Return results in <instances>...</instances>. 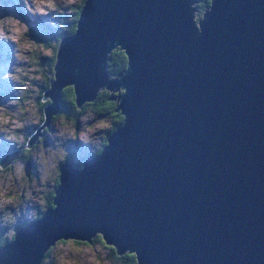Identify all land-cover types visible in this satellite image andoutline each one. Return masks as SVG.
Returning <instances> with one entry per match:
<instances>
[{
    "label": "water",
    "instance_id": "1",
    "mask_svg": "<svg viewBox=\"0 0 264 264\" xmlns=\"http://www.w3.org/2000/svg\"><path fill=\"white\" fill-rule=\"evenodd\" d=\"M195 2L83 0L27 145L67 84L77 109L110 91L121 120L99 154L64 163L52 206L17 226L0 264L96 234L136 264H264V0H213L202 22ZM115 48L126 67L109 76Z\"/></svg>",
    "mask_w": 264,
    "mask_h": 264
},
{
    "label": "rangeland",
    "instance_id": "2",
    "mask_svg": "<svg viewBox=\"0 0 264 264\" xmlns=\"http://www.w3.org/2000/svg\"><path fill=\"white\" fill-rule=\"evenodd\" d=\"M79 1L80 0H74L73 3L68 4L67 6L61 4L55 12H49L47 16H41L26 12L23 5L19 4L18 0H0V19L12 17L25 25L28 29L26 33L20 35L18 44L9 40L0 39V80L8 78L7 82L3 85L6 88H8L7 85H10L8 91L6 89L0 91V107L5 108V114H12L17 111L24 112L26 100H21V98L22 96L24 97L27 92L25 89H21L20 85H16V81L20 78L23 71L28 70L29 64L31 63V52L35 49L40 51L41 55H46L49 52L36 47L35 45H37V43L34 41L35 39L32 38V35L39 34L40 36L37 37L45 38L43 42H46L47 40L54 41V36L60 35L62 32L61 29L64 28V23L60 20L69 17L73 13V8L79 5ZM197 15L198 13L195 15V18ZM59 24L63 27L61 25L59 26ZM58 31L60 32L58 33ZM66 35L70 36L68 33ZM17 69L20 71H17ZM45 69L46 68H44L43 71H45ZM40 76L42 79L41 71ZM9 79L13 80V87L11 86L12 81L9 82ZM34 89L37 90L35 94H39L38 89ZM10 101H17V103L10 104ZM20 102L23 107L20 105ZM85 117L87 119H82L77 125L69 123L62 117L58 118V120L54 119L49 124V129L47 130L48 140L46 143L37 145L30 152L28 167V158L14 164V166L23 165V170L27 167V172L22 171V175H19L18 179L15 178L17 174L14 172V166L12 174H10L9 171H4V173L1 172L3 174V178L1 179H6L9 175L14 176L12 184L15 189V194L12 192L9 193V197L13 198V203L6 205L4 211L0 212V217H4L5 220V227L0 228L1 235H5L10 228L9 226L11 223H13V230L16 231V228L20 225L21 221L25 222L34 218L37 214V209L41 208L43 203L41 196L53 187V180L56 177L57 167L60 164V161L65 158L72 161L75 156L73 142L78 141L83 143L84 138L89 136L93 129L96 128L95 126L101 124V121H99L97 117L94 118L89 116V114H85ZM22 119H26V117H22ZM3 127L7 128L8 126L5 125ZM25 127L31 129L32 124L26 123ZM25 127L22 128V132L16 130V139H10L9 134L6 131H0V136L3 138L2 143L7 146V151L0 155V159L9 153H14L16 156L15 159L18 158V144H22L24 141V139L20 140L19 137H24L23 133H26ZM36 128L37 126L33 128V133L36 131ZM61 130L63 131V135H57ZM113 130L114 129L108 130V134ZM42 133L43 131L41 134ZM77 133V137L72 139ZM57 146L61 147L64 152L68 153V155L56 164L55 169H52L51 167H48L37 154L43 153L44 157H49L48 150L51 149L52 151H55ZM13 160L14 158L10 160L5 167H8L13 163ZM82 162L80 164H82ZM51 163L52 161L49 159L47 164ZM77 166H79V168L81 167V165ZM26 193L29 194L30 198H26ZM31 213H34V215H31ZM10 216L12 218L11 221ZM69 241L70 239L56 242L51 249V263L44 261L42 264H105V261H107L108 264H121L115 260V256L110 249L100 246L97 242L85 245ZM8 242L9 241L7 240L2 243L0 248Z\"/></svg>",
    "mask_w": 264,
    "mask_h": 264
},
{
    "label": "trees",
    "instance_id": "3",
    "mask_svg": "<svg viewBox=\"0 0 264 264\" xmlns=\"http://www.w3.org/2000/svg\"><path fill=\"white\" fill-rule=\"evenodd\" d=\"M209 1L210 0H196L194 6L196 7L198 14L201 13V11H203V9L209 3ZM79 2H80L79 5L73 8L72 10L73 13L69 17H67L64 20L62 19L60 20L61 22L64 23L63 24L64 28L61 29L62 32L60 35L54 36L55 37L54 41L47 40L46 42H43L45 38L37 37V36H40L39 34L32 35V38H34L35 39L34 41L37 43V45H35L36 47H39L41 50L49 51L48 54L41 55L40 51H38L37 49L33 50L31 52L32 53L31 61H30L31 63L29 64V67H28V69H32V71L28 73V75L24 74L27 71H23L20 78L17 79L16 81L17 82L16 85H20L21 89H25L24 87L25 81H28L29 80L28 77H31L30 83L32 85V88L38 89L39 94H35L34 98L36 101V107L38 109L39 123L32 124L33 128L41 125L43 121V118H44L43 107L49 101V99L46 98L44 101H41L40 99L43 95L44 90H46L49 87V83L54 79L53 67H54L55 58H56L57 46H58L61 36L66 35L67 33L73 34V32L75 31V27H76L75 22H76V19L78 18V13L82 6L83 0H80ZM60 25L61 24H59V26ZM59 32L60 31H58V33ZM125 67H126V57L123 51H120L118 49L112 50L109 53L108 59L106 62L107 73L109 75H115L119 71L123 70ZM44 68H46L45 71H43ZM40 71L42 72V79L40 76ZM32 88L25 90L27 94L24 95V97L22 96L21 100H28L29 98H32L33 96ZM28 91H29V94H28ZM59 95H60L61 110L55 115H53L50 121H53L54 119L58 120V118L62 117L64 120L68 121L69 123L76 125L79 119H81L82 117H85V114H91V116L94 118L95 117L101 118L103 116L107 117L108 118V122H107L108 130H112L121 120V115L118 112H114L113 110L115 103L113 101L107 100V97L109 94L104 90H99L96 95V98L93 101L83 104L82 107L78 109L75 106V101H74L75 94H74L72 85L67 84L63 86L59 92ZM20 105H21V102H20ZM24 117H26V114ZM103 123L105 122L101 121V124ZM17 130L22 132V129H17ZM44 130H46V128H44ZM75 136L76 134L74 135V137ZM0 137H1L0 139V155H1L7 151V146L2 143L3 141L2 136ZM39 139L40 137L37 138V140ZM24 143H25V138L22 144H18L21 148V150L18 151L19 153L18 158H21L22 161H24L25 157L29 159L30 157L29 154L31 152V149L25 146ZM100 151H101V148H99L93 156H96L97 154H99ZM17 159H14L13 163H11L8 167H5V168L0 167V179L3 178V174L1 172L4 173V171H9L10 174H12L14 164L19 162ZM57 183H58V177H57L56 182H54L53 188H50V191L43 193V195L41 196L42 201H43L42 206H41L42 211H44L47 207L52 206L51 200H52L54 189L56 188ZM39 215L40 213L36 214L33 219L39 217ZM11 220L12 218L10 216V221ZM20 225H23L22 221L20 222ZM7 240L8 239L6 235L0 234V245H2V243L6 242ZM60 241H64V240H60ZM71 241L73 243H79V244H85V245H89L90 243L97 242V244H99L100 246H103L106 249H110L111 252H113L115 256L114 258L117 262L121 264H136V256L134 252H123L119 255L116 254L114 245L105 243V240H103L100 234H96L94 237H92L90 239V242H80V241H75V240H70L69 242ZM52 248L53 246H51L44 252L39 264H42L44 261L46 262L51 261L50 256H51Z\"/></svg>",
    "mask_w": 264,
    "mask_h": 264
},
{
    "label": "clouds",
    "instance_id": "4",
    "mask_svg": "<svg viewBox=\"0 0 264 264\" xmlns=\"http://www.w3.org/2000/svg\"><path fill=\"white\" fill-rule=\"evenodd\" d=\"M18 2H19V4H22L24 7V10L30 14L47 16L49 14V12H55L59 5L64 4L65 6H67L68 4L73 3L74 0H18ZM212 5H213V0L210 4H207L205 6L204 16H203V19L201 20V22L204 20L206 12L210 13L212 11ZM201 22H200L199 30L197 31V38H199V35L201 34ZM27 31H28V29L25 25L21 24L18 20L14 19L12 17H6L4 19H0V39L9 40V41H12L13 43L18 44L19 39H20V35L23 33H26ZM32 33H33V31H32ZM115 49H118V48H115ZM107 59H108V56H107ZM17 71H20V70L17 69ZM31 71H32V69H28L27 72H25L24 74L28 75V73H30ZM105 71H106V69H105ZM106 73H107V71H106ZM115 75H109V76H115ZM7 80H8V78H3L0 80V83H1L0 91H3L2 89H6L7 91L9 90L10 85H7L8 88H6L3 85L4 83L7 82ZM30 80H31V77H29L28 81H25V85H24L25 90L32 88ZM11 81H12L11 86L13 87L14 86L13 80L9 79V82H11ZM100 90H104L110 95V91H108L106 89H100ZM36 91H37L36 89L32 88L33 96H32V98H29L28 100L25 101L24 112L17 111V112L12 113V114H5V108L0 107V131H6L9 134L10 139H16V130L24 128L26 123H29V124H38L39 123L38 109L36 107V101L34 98ZM108 101H110V100H108ZM9 103L10 104H16L17 101H10ZM60 110H61V108H60ZM25 113H26V119H22V117L25 116ZM89 116H91V114H89ZM82 119H87V118L82 117ZM5 125H7L8 127L4 128L3 126H5ZM104 126H105L104 124H99V125H96L95 127H104ZM57 135H63V131L61 130L59 133H57ZM19 139L23 140L24 137L20 136ZM83 142L86 145L92 144L94 147L99 144L98 140L89 139L88 137H85ZM104 144H103V146H104ZM48 152H49V157H44L43 153H38L37 155H39L41 157V160L43 162H45V164L48 167H51L52 169H55L56 164L60 160L64 159V157L66 155H68V153L64 152V150L59 146L56 147L55 151H52L51 149H49ZM92 157H94V156H92ZM49 159L52 161L51 164H47V161ZM22 171H23V165L14 166V172L17 174L15 176L16 179L19 178V175H22ZM13 179H14L13 175L7 176L6 179H0V212L4 211L6 205L13 203V198L9 197L10 192L15 194V189H14L13 184H12ZM25 195H26V198H30L29 194L26 193ZM13 206H15V205H13ZM31 215H34V213H31ZM32 219L33 218H31L30 220H32ZM3 227H5V220H4V217H0V228H3ZM5 235L9 241V243H11L12 240L15 238L16 233L12 228H9L8 231L5 233ZM105 264H108V262L105 261Z\"/></svg>",
    "mask_w": 264,
    "mask_h": 264
},
{
    "label": "flooded vegetation",
    "instance_id": "5",
    "mask_svg": "<svg viewBox=\"0 0 264 264\" xmlns=\"http://www.w3.org/2000/svg\"><path fill=\"white\" fill-rule=\"evenodd\" d=\"M82 120V118L81 119H79V121H81ZM98 120H101V121H104L105 123H103L105 126L104 127H96V128H94L93 129V131L89 134V136H88V138L89 139H95V140H98L99 141V144L98 145H96L95 147L92 145V144H84V142L83 143H81V142H78V141H74L73 142V145H74V152H75V156L73 157V159H72V164L76 167L77 165H79L83 160H85V159H89L90 157H92L95 153H96V151L99 149V148H101L102 146H103V144H104V142H105V140H106V137H107V134H108V124H107V122H108V118L107 117H101V118H98ZM79 121H78V123H79ZM52 122V121H51ZM77 123V124H78ZM76 124V125H77ZM33 126H32V128L31 129H29V127L27 128V127H25V130H26V133H23V135H24V138H25V143H24V145L25 146H27L28 148H30L31 149V151L37 146V145H39V144H45L46 143V141L48 140L47 139V134H48V129L49 128H46V130H43V133L42 134H40L39 135V137H40V141L39 140H35V143L32 145V146H28L27 145V142H28V137H29V135L33 132ZM77 135H78V133L76 134V136L75 137H77ZM38 137V138H39ZM75 137H72V139H74ZM36 144V145H35ZM18 149H19V151L21 150V148H20V146H18ZM25 159H27V157H25ZM24 159V160H25ZM19 162L20 161H22V159L21 158H18L17 159ZM29 161H30V159H28V165H29ZM66 161H70L69 159H64V160H62V161H60V164L58 165V167H57V174H56V177L54 178V180H53V186H54V182H56V180H57V177H58V175H59V172H60V168H62L63 167V165H64V163L66 162ZM77 168H79V166L77 167ZM51 188H53V187H51ZM50 191V190H49ZM42 211V209L41 208H38L37 209V214H39V212H41ZM10 228H14L13 227V223H11L10 224V226H9Z\"/></svg>",
    "mask_w": 264,
    "mask_h": 264
},
{
    "label": "bare ground",
    "instance_id": "6",
    "mask_svg": "<svg viewBox=\"0 0 264 264\" xmlns=\"http://www.w3.org/2000/svg\"><path fill=\"white\" fill-rule=\"evenodd\" d=\"M75 167V166H74ZM75 168H77V167H75Z\"/></svg>",
    "mask_w": 264,
    "mask_h": 264
}]
</instances>
